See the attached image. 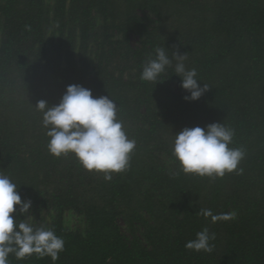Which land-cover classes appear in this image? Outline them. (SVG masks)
Wrapping results in <instances>:
<instances>
[{
  "label": "trees",
  "instance_id": "16d2710c",
  "mask_svg": "<svg viewBox=\"0 0 264 264\" xmlns=\"http://www.w3.org/2000/svg\"><path fill=\"white\" fill-rule=\"evenodd\" d=\"M44 1L0 3V173L18 185L22 200H31L29 213L18 214L17 222L50 228L65 244L55 261L10 254L9 264H264V0H125L126 16L111 20L103 0H89L81 10L82 0H54L58 39L50 51L45 35L51 20ZM185 4L197 20L180 24L178 43L188 54L186 68H195L198 84L209 88L199 99L185 100L190 93L181 87L173 59L162 79L174 81L176 90L162 84L165 100L141 111L131 106L138 98L128 92L134 82L124 70H135L132 78L142 82L144 62L164 45L156 40L157 32L145 29L136 11L158 15L166 8L171 19L173 8ZM94 6L105 32L96 70L89 76L86 51ZM69 21L76 22L79 34L74 28L65 32ZM114 33L123 41H112ZM131 33L140 37L136 46L130 45ZM167 37L172 40L173 34ZM210 43L217 48L211 49ZM165 50L173 58L176 51ZM70 84L90 89L93 97L114 99L118 119L136 142L129 169L112 173L111 181L84 169L72 153L57 158L48 152L49 137L35 105L41 99L58 104ZM141 90L139 99L146 100L152 91ZM214 122L235 130L229 147L245 149L238 166L243 173L215 179L185 174L172 155L176 133ZM208 209L213 215H236L213 222L201 214ZM67 211L84 216L83 233L64 227ZM133 223L140 225V237ZM204 228L215 233L212 252L185 248Z\"/></svg>",
  "mask_w": 264,
  "mask_h": 264
},
{
  "label": "clouds",
  "instance_id": "9594fccd",
  "mask_svg": "<svg viewBox=\"0 0 264 264\" xmlns=\"http://www.w3.org/2000/svg\"><path fill=\"white\" fill-rule=\"evenodd\" d=\"M172 57L169 58L165 48H156L155 57L149 56L144 62L140 79L156 84L174 59V73L182 78L181 87L190 93L184 99H199L209 85L204 83L201 87L197 70L186 68V54L173 53ZM35 109L41 113L42 127L49 137V154L59 158L72 153L84 169L103 173L106 181L112 180V173L129 169L136 142L128 138L123 122L117 116V103L110 96L93 97L90 89L70 84L58 104L49 105L41 99ZM234 136L233 128L219 122L203 128L185 127L175 135L172 155L185 174L213 179L233 171L240 175L244 169L238 166L246 151L243 147H229ZM17 187L8 175L0 173V264H9L10 254L17 259L33 254L50 256L55 261L64 250V239L50 228L17 222V215L29 213L31 207V200H22ZM201 214L206 218L210 216L213 222L234 219L236 215L234 211L213 215L210 209L201 210ZM215 238V233L204 228L196 233L195 239L185 243V248L210 253L213 250L210 241Z\"/></svg>",
  "mask_w": 264,
  "mask_h": 264
},
{
  "label": "rangeland",
  "instance_id": "374dc122",
  "mask_svg": "<svg viewBox=\"0 0 264 264\" xmlns=\"http://www.w3.org/2000/svg\"><path fill=\"white\" fill-rule=\"evenodd\" d=\"M89 0H82L78 6H79V10L82 9V7L84 6V4L88 3ZM183 1V0H180ZM3 0H0V3H2ZM45 5L47 6V8L49 9V16H50V24L47 27L46 30V35H45V41H46V48L48 51L51 50L52 46L57 42L58 39V20H52L53 17V12H52V7L54 5V0H45ZM103 3L105 5V10H106V15L108 16L109 20L111 19H123L126 14H127V3L125 0H103ZM97 6H94L93 8H91V10L89 11V16L90 18L93 20L94 25H91L89 34H90V40L88 43V48L86 51V60L88 62V74L89 76H92L94 74V71L96 70V62H97V54L99 52V48H100V41H101V33H104L105 30L102 28L103 26V19L97 9ZM185 10H188V12H186ZM192 9H190L186 4L185 5H181V7H179V9H175L173 8L172 13L170 12L169 14L173 15L171 16V19H168L166 17V8H161L160 12L158 15H155L147 10L141 9L139 8L137 12V14L143 18V26L145 27V29L147 30H152L154 33H156V40H159V44L160 46L164 45V48H173L176 54L178 55H183L186 54L187 59L185 60V66L187 65V61H188V54L186 52L183 51L182 46L180 43H178V41L180 40L178 38V36H180L178 33V30L180 29V24L186 23V22H190V25H194L197 17L195 15L192 14L191 12ZM168 14V15H169ZM68 15H66L67 17ZM169 20V21H168ZM175 27H179L177 29V32L174 31ZM75 29V32L77 34H79V30L76 27V22L75 21H69L67 22L66 26H65V32L69 29ZM163 32H165L163 34ZM76 35V47H78V36ZM106 33L110 34V30H106ZM169 34H173V37H171L172 40H168L167 35ZM0 36H1V19H0ZM95 36V37H94ZM110 39L112 41H116V40H122V36L119 33H114V35L110 36ZM129 40H130V45L136 46L140 43V37L137 36L135 33H131L129 36ZM155 40V42H156ZM209 40H211V38H209ZM123 41V40H122ZM154 41V39L151 40V42ZM129 43V41H127ZM168 45H165V44ZM215 44H211L210 43V47L212 48H217L214 46ZM79 55V51L76 49L75 51V56L76 58ZM116 65V62L114 63ZM113 64V65H114ZM120 68H123V64L121 63ZM135 72V70H130V71H126L124 70V76L128 77L131 76V80L134 82V85L132 87L128 88V92H134L132 94V98L136 97L138 99H133V102H131V106H134V104L138 105V107L141 109V111H144V109L147 108H151L154 109V105H156L159 100H161L162 102L165 100L163 96H161L160 94V90H161V86L162 84H164L167 88H170L172 90H176L177 85L174 81L172 80H167V79H162L165 78V76H163L161 74V76L159 77V79L161 81H158L156 84L154 82H148V81H140L138 76H134L132 78L133 74ZM150 86H155V90H151ZM141 88H144L146 91L150 92L147 93L145 95H147V99L146 100H142L139 99L140 96L139 95V91L143 92V90H141ZM156 111V109H155ZM128 138H130V136L128 135ZM95 173L98 174V176H103L104 174L101 172H96ZM29 217H32L31 214H29ZM118 223L119 226L121 227L122 231L127 235L130 236L131 235V231L129 230V228L127 227V225L121 220L118 219ZM135 226V229H137L136 234L140 237V233H141V228L140 225H138L137 223H133ZM63 225L64 227H66L67 229H69L70 231H76L78 230L79 232L83 233L84 230L86 229V223H85V219L83 215H78L76 214L74 211H67L64 213L63 215Z\"/></svg>",
  "mask_w": 264,
  "mask_h": 264
}]
</instances>
